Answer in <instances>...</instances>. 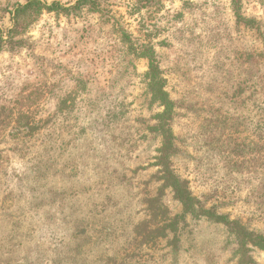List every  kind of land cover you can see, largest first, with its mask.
<instances>
[{
    "label": "rangeland",
    "instance_id": "1",
    "mask_svg": "<svg viewBox=\"0 0 264 264\" xmlns=\"http://www.w3.org/2000/svg\"><path fill=\"white\" fill-rule=\"evenodd\" d=\"M25 1L0 0L1 29ZM98 4L44 12L0 51V112L26 113L0 117V264H264L214 218L264 238V0ZM142 45L172 103L169 170L194 213L162 179Z\"/></svg>",
    "mask_w": 264,
    "mask_h": 264
},
{
    "label": "trees",
    "instance_id": "2",
    "mask_svg": "<svg viewBox=\"0 0 264 264\" xmlns=\"http://www.w3.org/2000/svg\"><path fill=\"white\" fill-rule=\"evenodd\" d=\"M98 3L99 0H76L72 5L66 7L56 1L47 4L46 2L40 0H26L22 4H15L9 12L10 26L5 30L0 28V51H2L4 48L15 50L24 45L25 42L21 36L24 35L26 30L29 29L44 12H60L67 15L69 13L75 14L84 8L94 11L98 8ZM135 53L139 58L145 57L148 59V87L151 89L153 99L158 100L163 108V112L159 115V130L162 136V148L159 151L160 156L158 158V163L162 168V179L166 186L171 188L174 198L182 204L184 209L194 213L192 205L193 200L190 196V193L187 191L186 187H184V183L180 182L179 179L176 178L169 170L170 165L168 163V154H173L171 151L173 145L171 131L167 128V120L169 119L172 112V103L169 101L162 89V80L159 75V70L152 53V49L146 45H142L135 50ZM22 99L33 101V99L36 100V97L33 93L29 92L25 97H22ZM5 108H3L0 112V117L2 118L11 116L14 109L17 111L15 118H17L19 114L21 116H26V113H23V111H25L23 110L24 107L17 108L16 103H14L11 109H9V113H6L7 109ZM15 122L17 123V128H25L29 130V135L34 132V127L23 118H18L15 120ZM203 213L211 216L209 211H204ZM214 218L220 221V223H222L224 226H230V230L241 240L240 249L243 248V250L239 254L243 257L242 259L245 260L244 253L246 250L243 245L246 241L251 245L257 246L264 250V238L261 235L248 233L246 230L240 227L237 222L228 221L223 216H214Z\"/></svg>",
    "mask_w": 264,
    "mask_h": 264
}]
</instances>
